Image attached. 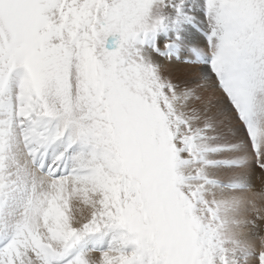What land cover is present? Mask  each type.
<instances>
[{
	"label": "snow or ice",
	"instance_id": "snow-or-ice-1",
	"mask_svg": "<svg viewBox=\"0 0 264 264\" xmlns=\"http://www.w3.org/2000/svg\"><path fill=\"white\" fill-rule=\"evenodd\" d=\"M0 264H264V0H0Z\"/></svg>",
	"mask_w": 264,
	"mask_h": 264
},
{
	"label": "bare ground",
	"instance_id": "bare-ground-1",
	"mask_svg": "<svg viewBox=\"0 0 264 264\" xmlns=\"http://www.w3.org/2000/svg\"><path fill=\"white\" fill-rule=\"evenodd\" d=\"M173 70H174V71H179V66H174V67H173Z\"/></svg>",
	"mask_w": 264,
	"mask_h": 264
},
{
	"label": "rangeland",
	"instance_id": "rangeland-1",
	"mask_svg": "<svg viewBox=\"0 0 264 264\" xmlns=\"http://www.w3.org/2000/svg\"><path fill=\"white\" fill-rule=\"evenodd\" d=\"M255 183L257 184V187L260 186V181H255Z\"/></svg>",
	"mask_w": 264,
	"mask_h": 264
}]
</instances>
